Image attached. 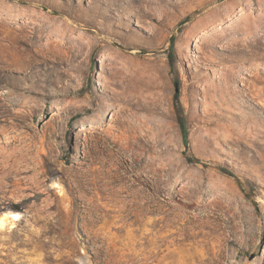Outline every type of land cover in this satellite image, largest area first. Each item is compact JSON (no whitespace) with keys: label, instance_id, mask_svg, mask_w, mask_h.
<instances>
[{"label":"rangeland","instance_id":"374dc122","mask_svg":"<svg viewBox=\"0 0 264 264\" xmlns=\"http://www.w3.org/2000/svg\"><path fill=\"white\" fill-rule=\"evenodd\" d=\"M109 1L0 0V264H264V0Z\"/></svg>","mask_w":264,"mask_h":264},{"label":"bare ground","instance_id":"6f19581e","mask_svg":"<svg viewBox=\"0 0 264 264\" xmlns=\"http://www.w3.org/2000/svg\"><path fill=\"white\" fill-rule=\"evenodd\" d=\"M117 3V0H111L109 1V4L111 5H115ZM92 20V17H89ZM95 21V20H94ZM90 22V21H89ZM248 23V22H247ZM74 28V27H73ZM103 28V27H102ZM242 30V29H241ZM38 32H41V29H38ZM49 32L53 35L54 34V50L52 52V54L54 53V58H56V62L58 63H68L70 61L68 52L70 50H72L71 48L76 49L73 45L70 44V46L67 45V47H65V43H66V39L68 41H71L73 39H78L83 41L85 36L83 32H79V34H76L75 36L72 35L73 30L72 27L68 26V27H64V28H59L56 25L51 27V30H49ZM49 33V34H50ZM219 33V32H218ZM40 35V34H39ZM51 35V36H52ZM216 37V36H215ZM50 38V37H48ZM94 38L97 40V33L94 35ZM260 36L258 35V37L253 38V41H255V44L258 45L261 41H260ZM215 39V38H214ZM241 39V38H240ZM93 41V38H88V44H91V42ZM99 41V39H98ZM72 43V42H71ZM233 44V42H231ZM251 43V42H250ZM52 42L47 43L45 46H43L44 48V52L47 50H50V46H51ZM230 44V43H229ZM231 44V45H232ZM242 44V43H241ZM81 45V44H80ZM79 45V46H80ZM243 45V44H242ZM250 45L249 43H247L246 45L244 44V48L245 46ZM233 46V45H232ZM252 46V45H251ZM64 47L65 50H62L61 48ZM78 47V46H77ZM58 48L61 49L58 50ZM243 48V49H244ZM80 49V48H79ZM81 50V49H80ZM246 50V49H245ZM49 53V52H48ZM70 53V52H69ZM73 53V52H72ZM112 53V52H111ZM244 51L241 52V58L244 57ZM239 54V53H238ZM47 55V54H46ZM109 56V55H108ZM257 68H255L258 71V66H256ZM264 68V67H263ZM261 72V71H259ZM264 72V71H263ZM264 92V91H263ZM131 144H134L133 141H131ZM124 147V146H123ZM133 147V146H132ZM121 148V147H120ZM133 149V148H132ZM25 153H23L22 151L18 152V155L20 157H22ZM137 156V155H135ZM139 156V155H138ZM56 186L57 184L53 183V187ZM6 218H10L11 221H17L21 218V213L19 211H15V210H7V211H3L0 214V228L4 226L5 222H6Z\"/></svg>","mask_w":264,"mask_h":264},{"label":"trees","instance_id":"16d2710c","mask_svg":"<svg viewBox=\"0 0 264 264\" xmlns=\"http://www.w3.org/2000/svg\"><path fill=\"white\" fill-rule=\"evenodd\" d=\"M169 57L172 58V56L169 54ZM174 103H175V108H176V112H177V116H178V123L179 126L183 132V136H185V123H184V119L182 117L181 114V110H180V102H179V84L178 82H174Z\"/></svg>","mask_w":264,"mask_h":264}]
</instances>
